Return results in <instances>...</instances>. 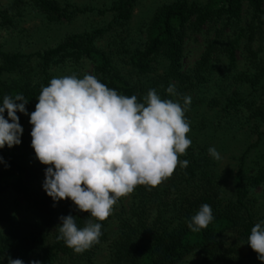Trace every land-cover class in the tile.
I'll list each match as a JSON object with an SVG mask.
<instances>
[{"label": "trees", "instance_id": "trees-1", "mask_svg": "<svg viewBox=\"0 0 264 264\" xmlns=\"http://www.w3.org/2000/svg\"><path fill=\"white\" fill-rule=\"evenodd\" d=\"M135 1L115 0L98 10L100 14L112 12L106 26L71 34L52 48L23 54L0 46V105L5 95L22 94L32 113L42 86L56 77L52 67L88 59L91 75L118 94L136 95L138 102H144L150 89L181 105L184 96L191 97L185 117L192 144L179 157L189 161L188 167H177L150 191L137 186L121 198L127 205H120L100 222V243L77 254L57 240L59 217L76 216L82 228L91 216L78 211L70 199L54 202L43 190L47 166L23 159L28 153L35 155L29 123L19 145L6 152V146L0 149V220L8 223L4 232L0 228V264H8L9 256L24 264H30V258L41 264H175L191 253L201 264H264L247 243L251 228L264 221V154L254 160L248 155L264 139V0H172L159 6L142 25L139 31L144 38L128 45L120 27L129 23ZM21 4L53 20L80 11L58 0H13L11 6L19 9ZM115 27L120 29L118 39L97 45ZM194 36L202 40V52L188 73L183 69L185 43ZM223 60L227 66L216 75V65ZM212 75V89H208ZM170 84L179 95L166 92ZM4 116L8 118L7 112ZM17 116L20 122L26 115L17 112ZM239 136L246 147L231 155L235 172L226 189L230 169L220 168V160H214L208 149L215 144L225 146L229 138ZM257 188L259 195L254 193ZM6 193L26 201L29 219L6 214L1 206ZM205 203L211 206L214 220L206 229L192 232L187 222ZM111 219L116 232L109 238ZM103 246L107 257L97 262Z\"/></svg>", "mask_w": 264, "mask_h": 264}, {"label": "clouds", "instance_id": "clouds-1", "mask_svg": "<svg viewBox=\"0 0 264 264\" xmlns=\"http://www.w3.org/2000/svg\"><path fill=\"white\" fill-rule=\"evenodd\" d=\"M166 92L179 95L172 84ZM37 99L29 123L31 147L38 161L47 166L43 190L54 202L70 199L78 211L99 221L88 219L79 228L76 216L59 217L57 240L77 254L100 243V222L113 214L121 198L128 197L137 186H147L150 191L170 178L177 167H188L189 161L179 157L186 155L192 144L187 136L190 122L185 117L190 96H184L181 105L162 99L156 89H150L141 103L136 95L118 94L94 75L78 78L72 74L52 78L48 86H42ZM28 102L22 94L4 96L0 149L21 143L23 127L17 112L29 115ZM208 154L214 160L221 159L215 147H210ZM213 220L212 208L205 203L187 227L199 232ZM247 243L264 262V221L251 228ZM7 259L8 264H24L18 258ZM30 264L41 262L33 260Z\"/></svg>", "mask_w": 264, "mask_h": 264}, {"label": "rangeland", "instance_id": "rangeland-1", "mask_svg": "<svg viewBox=\"0 0 264 264\" xmlns=\"http://www.w3.org/2000/svg\"><path fill=\"white\" fill-rule=\"evenodd\" d=\"M115 0H58L61 5L69 4L77 7L80 11L72 13L69 18H60L59 20L47 19L36 10L31 9L28 5L21 4L19 9H15L11 4L13 0H0V46L5 51H16L23 54L31 53L34 51H41L47 48H52L56 44L60 43L67 36L74 33H82L83 31L91 30L93 28H101L107 25L112 19V12H105L100 14L98 10L108 8ZM172 0H136L134 2L132 17L127 25L120 27L122 36L125 38V44L134 45L133 41H138L139 38H144L143 34H140V28L146 23L152 16L154 11L161 5L168 3ZM201 2H207L208 0H200ZM5 19L7 20L4 23ZM117 27L112 31L103 34L102 39L97 42L99 46H105L107 41L118 39L116 32H120ZM202 52V40L199 36H194L187 40L185 43V55L183 58V69L188 73L191 72L195 61L199 58ZM237 57L240 60L239 52L237 51ZM91 62L88 59H82L78 62L65 61L52 67L56 77L70 76L77 73L78 78H83L85 74L91 72ZM227 64L225 60L223 63L216 65V75L222 73ZM213 75L210 77L207 88L212 89ZM213 91V90H211ZM29 115L24 117L23 121H20L23 127V133L27 131L30 120L31 107L26 108ZM207 112L210 111V115L213 114V110L204 108ZM201 109V111L203 112ZM188 135V134H187ZM255 137V136H254ZM253 137V138H254ZM241 137L234 139L229 138L227 145L219 147L215 144L216 150L219 152L221 159L219 162L220 168L230 169L229 178L226 183V189L231 186L232 178L235 172V161L231 158V155H238L244 147L245 142H242ZM264 138V137H263ZM252 139V138H251ZM8 147L4 148V151H8ZM264 154V139L261 142L259 148L253 152H249V157L254 160V157ZM22 159V158H18ZM24 160H28L33 163L39 162L36 155L26 154L23 157ZM250 159V160H251ZM255 195L261 193V189H254ZM126 199L118 201L114 206V210L119 209L120 205H127ZM2 209L7 215H11L17 220H27L31 217L30 210L28 209L26 201L22 197H18L12 193H6L2 197L1 201ZM93 222H95L94 218ZM7 221L0 220V228L2 232L7 228ZM116 232V222L112 219L108 222L107 233L108 237L112 238ZM107 253L103 246L98 251L95 259L97 262H102L106 259ZM33 258H30L28 262H31ZM57 264V263H53ZM175 264H201L197 255L188 254L182 260ZM251 264V263H242Z\"/></svg>", "mask_w": 264, "mask_h": 264}]
</instances>
